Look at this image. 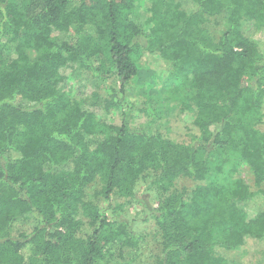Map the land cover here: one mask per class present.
Instances as JSON below:
<instances>
[{"label": "trees", "instance_id": "obj_1", "mask_svg": "<svg viewBox=\"0 0 264 264\" xmlns=\"http://www.w3.org/2000/svg\"><path fill=\"white\" fill-rule=\"evenodd\" d=\"M190 1L0 0V264L134 263L144 236L104 204L143 184L157 195L158 264H244L229 254L264 243V0ZM224 13L214 44L204 24ZM147 55L169 70L174 109L192 116L190 144L127 98ZM79 72L105 85L119 124L65 90ZM242 163L255 190L234 177Z\"/></svg>", "mask_w": 264, "mask_h": 264}, {"label": "rangeland", "instance_id": "obj_2", "mask_svg": "<svg viewBox=\"0 0 264 264\" xmlns=\"http://www.w3.org/2000/svg\"><path fill=\"white\" fill-rule=\"evenodd\" d=\"M179 1L183 3L184 8L193 7V3L190 0ZM228 19V14L224 13L220 16L209 18L205 22L204 28L207 30L212 43L216 44L222 33L229 28ZM241 28L248 35L253 31L251 24L246 22L242 23ZM262 40H264V35ZM67 76L70 79L65 85V90L72 98L83 101L89 109L95 111L102 119L117 124L121 122L117 113H105L103 102V98H106L105 85L102 88L99 87L97 81L87 73H68ZM172 84L173 80L169 70L162 61L155 55H147L142 61L139 76L134 78L127 88V98L135 106L150 103V106L159 117V125L170 138L176 142L190 144L199 133L192 124L191 115L182 114L178 109H174L175 103L171 102L172 98L169 94V88ZM261 115L262 123L259 128L264 132V105ZM145 122L147 120L143 116H139L134 120V126L143 125ZM225 171H228V168ZM213 177L210 180L215 179ZM234 177L243 179L252 190H255L253 176L247 165L240 164ZM221 179H223L222 176ZM227 179H230V177L228 176ZM197 185L198 183L190 180H182L180 182V187H185L189 191H193ZM96 189L95 186L92 192L94 193ZM156 207L157 195L150 187V184L141 185L135 198H115L111 203L104 204V211L110 221L127 223L134 232L145 238V245L142 248L140 258L131 264H158V258L161 255V236L152 218V210ZM258 209L253 204L248 210L251 213H255L258 212ZM29 227H32V224L19 226L14 230V233L19 232V229L28 233ZM246 252V254L245 250L234 252L229 254V257L244 264H264L263 242L248 240Z\"/></svg>", "mask_w": 264, "mask_h": 264}]
</instances>
